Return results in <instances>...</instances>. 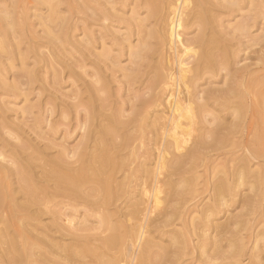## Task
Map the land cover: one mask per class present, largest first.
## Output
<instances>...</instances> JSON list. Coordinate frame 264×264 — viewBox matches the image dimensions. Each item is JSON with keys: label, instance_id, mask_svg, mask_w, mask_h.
I'll return each instance as SVG.
<instances>
[{"label": "bare ground", "instance_id": "bare-ground-1", "mask_svg": "<svg viewBox=\"0 0 264 264\" xmlns=\"http://www.w3.org/2000/svg\"><path fill=\"white\" fill-rule=\"evenodd\" d=\"M60 1L66 2L67 15L58 11ZM42 2L46 14L36 16L44 36L38 37L30 32L25 0H5L0 7V60L18 52L22 39L27 43L26 53H35L41 46L68 40L70 30L80 29V47L72 45L73 54L88 78L81 79V90L73 89L77 94H68L75 96L74 101L69 99L71 102L56 108L50 100L46 110L39 101L33 104L37 115L27 126L42 137L53 135V139L44 136L49 143L40 145L39 140L16 135L17 141L11 143L0 133L1 146L8 148L0 147V158H4L0 160V223L7 211L18 229L29 225L35 232L39 229V234L44 231L42 238L34 236L36 233L29 237V252L24 247L5 262L38 264L48 259L55 264H81L88 258L92 264H215L219 259L217 264H240L241 259L235 263L228 259L236 243L230 237V220L227 218L225 225L217 223L214 234L210 230L217 211L222 206L226 210L225 196L231 205L243 201L238 213L247 209L250 195H257L259 204L264 199V0ZM17 37L15 45L8 42ZM25 63L24 54L20 73L10 69L19 78L18 83L8 84L13 90L22 89L23 83L27 88L34 81V69L26 68ZM2 65L0 61V73L6 72ZM65 66L75 75L70 65ZM21 75L27 82L20 80ZM59 123L67 126L63 133L68 140L74 127L81 130L72 146L65 140L53 141ZM4 126L1 121L0 132ZM6 131L9 134L10 130ZM52 150L56 153L50 156ZM219 156L221 175L211 177L216 182L209 188L210 199L219 203L202 211L198 226L190 225L198 237L194 249L198 254L181 260L176 243L188 235L183 236L182 229L180 235L166 229L181 200L175 201V207L171 203L179 187L187 185H183L185 181L190 183L199 176H195L197 167L203 165L206 173L207 161ZM162 173L167 178L175 176L176 181L163 183ZM164 185L170 189L165 198L160 195L164 199L160 201ZM152 202L162 204L154 217L150 215ZM44 215L50 222H42ZM197 216H192L195 221ZM232 217L234 220L237 215ZM238 226L234 230H239ZM197 228L200 231L196 233ZM57 231L71 243L54 240ZM261 231L252 250L264 247ZM152 232L156 235L149 236ZM155 236H168L169 245H158ZM12 242L8 240L9 245ZM185 244L182 247L186 249ZM238 244L240 251L245 245ZM251 258L249 254V262ZM1 260L4 263L0 256Z\"/></svg>", "mask_w": 264, "mask_h": 264}, {"label": "rangeland", "instance_id": "rangeland-1", "mask_svg": "<svg viewBox=\"0 0 264 264\" xmlns=\"http://www.w3.org/2000/svg\"><path fill=\"white\" fill-rule=\"evenodd\" d=\"M3 4H5V0H0V7H2ZM58 4H59V8H58L59 13L64 14V15H67L66 2L65 1H60ZM25 6L29 8L28 11H27L28 12L27 13V21H28V23H30V32L33 35H36L38 37L39 36H44L43 35V28H42V26L40 24L39 16H36V14H41V15L42 14L43 15L46 14V4L44 2H42V0H25ZM71 33H72V35H71ZM69 35L70 36H69V39L68 40H62L61 43L58 42L57 44H52V45H47V46H41V47H39L37 49V51L35 53L34 52L33 53L32 52H27L26 53V45H27V43H25L26 40L24 41L23 39L22 40L20 39L21 40V43L19 44V50H18V52L15 50V52L12 54V57L10 59L2 58L0 60L2 62V64H4L2 66L3 67H6V72L4 71V73H2V72L0 73V81H3L1 83V85H0V123H1V121H2L3 124L5 123V126L4 127H6V129H2V131L0 133L2 134L1 136H4V138L5 137L6 138L8 137L7 139H9L11 143H14V142L17 141L16 139H14L15 138L14 137L15 135L18 136V137L19 136L20 137L23 136L22 138H24L25 136L30 137V139L33 138V140L31 139L32 141L39 140V141H36V142L39 143V144L42 143L40 145H44L45 143H49V141L47 142V140H50L49 138H52L53 139L54 138L53 135H48V134L44 135L43 134V137L44 136H49V138L48 137H46V138L44 137L45 139H42L43 137L40 136V135H38L34 131V129L32 127L27 126L28 123H29V125L32 123L30 121H33L32 118L37 115V108L32 107L33 104H35V103H37V101H39L40 104H42L41 107H44V110H46V108H50V107H48L49 105L47 107H46V105L47 104H51V103H49L50 100H51L52 103L55 104L56 108H58V107L61 106V104H64L65 101H66V103H68L70 101L69 99H72V101H74L73 98L75 96L73 98H72V96L74 94H77V91H79V90L82 89L81 88L82 87V83H81L82 80L81 79L82 78L85 79V75H86L85 68L84 69L82 68V70H84V71H82L79 68V67L82 66V64L80 66V63L77 62V63H79L78 64L79 67L76 65L77 64L76 63V57L74 58V56H75L73 54L74 48L72 47V45H75V44H76V46H79L80 47V45L78 44V42L82 38V31L80 29H72V30L69 31ZM18 40H19V38L17 37L15 39H13V38L11 40L9 39L8 42H10V43H12V44L15 45ZM24 54L26 55V63H25L26 68H28V69H34V76H35L34 77V81L32 83H30L31 86H29L30 84H28V87L27 88H26V84L23 83V85H25L23 88H25L26 90L28 89L30 91H28V90L26 91L23 88L22 89H19L18 88V89L13 90V89H11L8 86V84H11L12 82L18 83V79L19 78L16 79L15 78V75H13L12 73H10V69L12 68V69L18 70L19 73H20L19 65L21 64V56L24 55ZM34 59L37 60V63L35 62ZM70 62H74V63H70ZM33 63H35L36 66ZM66 64H68V65L71 66L70 67L71 70L73 69V71H74L72 73H75V75L74 74H71V72L69 71L70 70L69 69V66L66 67L65 66ZM72 64H74V66H72ZM79 70L82 71V72H80ZM78 72H80V73H78ZM55 73H57V74H55ZM56 75H57V78H56ZM83 75H84V77H83ZM23 76L21 75L20 80H22V79L24 80L26 78V77L24 78ZM71 77L73 78V81L75 80L74 82L73 81L71 82ZM86 77H87V75H86ZM55 78H56V80H54ZM25 81L26 80H24V82ZM76 82H78V85L76 84ZM72 83L73 84L75 83L74 84L75 87L72 85ZM21 85H20V88H21ZM74 88H75V90L78 88L77 91H74L73 90ZM79 88H81V89H79ZM71 90H73V91H71ZM24 92H26V93L28 92L27 93L28 95L25 94ZM69 93L70 94L72 93L73 95L71 97L70 96L68 97V94ZM24 94L27 95V96H25ZM48 96H49L50 99L48 98ZM58 97H59V100L60 101L58 100ZM44 98H46V99H44ZM45 100H47V101L45 102ZM29 104H30L29 107H31L30 108L31 109V112H29L30 111L29 107L26 108ZM24 106H25V109H24ZM28 109H29V111H28ZM49 118L50 119H53L54 117L51 118V116H49ZM74 123H75L74 120L73 121L71 120V124H74ZM7 126H8V128H7ZM9 126L11 128H9ZM17 126H18V128H17ZM58 126H59L58 130H60L61 132L60 131L56 132L55 139L53 141L58 142V139L59 140H65L64 142H66V145L69 146V147L72 146L73 143L75 144V141L79 138V135H80V131L81 130L79 128H76L75 129V127H74L75 130L73 129V130L70 131V132H72L74 134H69L70 137H69V140H68V139H65V138H68V135L67 134L64 135V133H63V129L65 127H67V126L66 125H61L60 123L58 124ZM21 127H22V131L20 129ZM44 129L46 130L45 127H44ZM78 129H79V131H78ZM147 129L150 132H152L151 129H149V128H147ZM6 130H10V132H12L14 134L11 135L10 132H9V134H7V131ZM76 131H77V133H76ZM194 133H195V131L193 132V134ZM71 136H72L73 139L71 138ZM0 147H1L2 150H3V148H5L4 150H7L8 149L7 146L3 147V146H1V144H0ZM55 153H56V151H53V152H50L49 155L50 154L51 155H54ZM6 154H8V152H6ZM168 156H170V154H168ZM220 157L221 156H219L215 160L209 159V161H207V163H206V166H207L206 173L204 172V166L203 165H202L203 167L202 166L197 167L196 168V172H195V176H196V174H197V176L198 175L199 176L197 178L195 177V180H193L190 183L188 181H185L186 183H184L183 185H185V184H187V185H185L183 187H179L180 189L178 188L179 189L178 195L175 196L174 200L171 203V204H174V207H175V205H176L175 204V201L178 204V201L181 200L180 203L182 204V206H181L180 203L178 205H176V206H179V207H175L176 210L173 213L174 215L172 214V216H171L173 218H169V219H171V221H170L171 222V226L168 225L166 227V229H169V230L170 229H174L175 231H177L179 233L178 235L182 234V233H180V231L182 229V231L184 232L183 233V236L188 235V238L187 239H183L182 238V243L183 244L184 243H187V244H185V246L187 245V247H186L187 250L184 247H182V245H183L182 243H180V242L179 243H176V246L179 245L178 250H179L180 256L183 257V259L181 258V260H189L192 256H195L196 253L198 254V250H195L194 251V249H197L196 248V243H197L196 240H198V237H197V234H195L194 230L193 231L191 230V229H194V226L192 228V226H190V225L191 224L192 225H197L198 223L200 224L199 218L202 216V211L203 210H206L207 208H209L211 205H213L214 202L219 203L217 200L213 199V197L210 199V196H211L210 195L211 194L210 192L211 191L209 190V188L212 187V185L216 182V179H211V177L215 173H216L215 174L216 176L217 175H221V173L218 172V171H221L220 169H222V168H220V167H222V165H223L222 158H220ZM1 159L2 158H0V160ZM6 159H5V161L8 163V160H6ZM162 174H160V176L164 178V179L162 178L163 179L162 182L165 183V184L170 183L171 182L170 180L176 179L175 176H171V177L168 176V178H167V177H165L166 174H163V175ZM139 179H143V177L142 178L140 177ZM139 179H138V181L140 182L141 180H139ZM167 179L170 182L169 181L166 182ZM205 179L207 181H205ZM164 180H165V182H164ZM174 181H176V180H174ZM133 182L134 181H132L131 184H133ZM205 183L207 184V188H206V184ZM160 184H161V182H160ZM188 184H190V185H188ZM180 185H182V184L180 183ZM175 188H177V186H175ZM204 188H206V190ZM161 189L162 190L165 189V190H163V192H161L162 191L161 190L160 193L158 191L157 193H159V195L155 192L156 195H158L160 197V198L158 197L160 199V201L163 199V198H161V196L164 197V198L166 197L165 195L168 193V190L170 188H168L166 185H164V186L161 187ZM208 191H209V193H208ZM244 193H246L247 195H248V193L250 194V192H248L247 190H244ZM256 197H257V199H259V197L257 195H255V194L252 195V196L250 195V197H249L250 200H249V203H248L249 204L248 205L249 207L247 205H245L247 209H245V211L243 209V210H241V212L243 211L242 213H238V211L240 212L239 208L240 209L243 208V207L242 208L240 207V206L243 205V203H242L243 201L240 199L239 202H236V204L231 205L230 198L228 196H225V198L227 199V203H228V205H226V210L227 211L224 208L225 206L224 207L222 206V209L220 211L219 210L217 211L215 217L213 218L214 220L212 219V223L214 225L213 229L210 230V232H212V234L215 233L214 230L216 228H219V226L217 227V223H218V225H225L226 223H229L230 222L229 223V224H231L230 226L233 227L232 228L233 229L232 230L233 231L232 232V235L233 234H235V235L234 236L231 235L230 237H231V240L235 241L236 243H234L232 245L233 246L232 247V250L230 249L232 251L231 253H233V254L230 253L229 258H228L231 263H233V261L235 263L236 262V259L238 258V260L241 259V261H240L241 263L239 262L240 264H248V263L250 264V263H252V261H253L252 264H255V263L256 264H260V260H261V262L263 261L262 264H264V260H263L264 259V252H263L264 251L263 250L264 247L261 248V245H259V248H257V249H259L258 251H257V249L256 250L255 249L252 250V243L254 242V240L256 238L259 239V237H258L259 234L262 236V231L261 230H264V214L261 215V212L264 213V199H262V201L260 202L261 204H259L258 200L255 199ZM177 199H178V201H177ZM237 200H238V197H237ZM161 205L162 204H160V203H156L155 204L154 202H152V204H151L152 207L150 206V212L152 211L150 213L151 217H154L159 212H161V210H162V208L160 207ZM153 211L154 212L156 211L157 213L156 212L154 213ZM200 211H201V213H200ZM5 212H4V218H6V219H4L3 222L4 223H7L9 225V227H8L7 224L4 225V223H2V225H1V223H0V233H1L0 234V256H1V259L4 260V263L1 260V262H2V263L0 262L1 264H7L9 262V259L10 258L13 259L14 258L13 257L14 255L19 254L22 250L25 249L24 247H26V251L25 252H29V250H30V245H29L30 240H29V237L31 235L33 236V234L36 233L34 236H39L41 238L44 235V233H43L44 231L43 230H41V233L39 234V233H37V232H40V231H38L39 229L36 230V232H35V229L32 228L33 229V231H32L31 226H29V225L28 226H25V225L24 226L23 225L21 226L20 225L19 226V229H18V227H17L18 224H17L16 227H15L16 224H12L15 220H13V219H11V217H9L11 215L8 214L7 211H5ZM179 212H180V214H179ZM233 214H234V216L237 215V218L235 217L234 220H233L234 217H232ZM175 215H176V218H175ZM179 215H181V218L180 219H182V220L178 222ZM197 215H199V216H197ZM227 215H229V216L227 217ZM192 216H197V218L198 217L199 218H198V220L195 221V219H194L195 217H192ZM43 217L44 218H42V222H44V223L50 222L51 219H50L49 216L47 217L46 215H44ZM177 217H178V219H177ZM229 217H232V218L230 219ZM190 218H192V219H190ZM227 218L230 220L229 222H228V219ZM134 219H136V218H134ZM189 220H192V223L189 222ZM231 220L234 221L235 223L234 222L232 223ZM184 222L186 224H184ZM196 222H197V224H196ZM93 223L96 225L95 221ZM173 223H176V224H173ZM240 224L242 226H238ZM178 225L180 226V229H179V226ZM187 225H188V227H187ZM234 225H235V227H234ZM237 226L239 227V230L236 229L237 230L236 231V230H234V228H237ZM4 227H5V229H4ZM1 229H3L2 230L3 233L1 231ZM7 229L9 231H7ZM11 229H12V231H10ZM30 229H31V231H30ZM240 229H241V231H240ZM23 231H24L25 234L22 233ZM26 231H27V234H26ZM187 231H188V233H187ZM197 231H200V229L197 228L196 229V233H197ZM235 231H236L237 234L235 233ZM29 232L31 234H29ZM57 232H56V234L54 233V235H56V237H55L54 240H56V241H58L60 243L61 242L62 243L65 242L64 244H68V245H69V243H71L70 239L68 241V239L66 237L62 236V234H64L63 232H65V230H63L62 234H61V231L58 232V233ZM42 233H43V235L40 236ZM250 233H253V235L251 237H250ZM2 234L4 236H6L5 237L6 240L3 238V235ZM189 234L192 237H194V238H192L191 236L189 237ZM1 235H2V240H1ZM10 235L13 238V240H15V239L17 240L19 238L17 241L15 240L16 243L11 239ZM20 235H22V238L20 237ZM152 235H156V233H153L152 232V233H150L149 236H152ZM13 236L16 237V238L14 239ZM239 236L241 238H243V241L241 240V238ZM3 239H4V242H2ZM154 239L157 242V244L160 245V246H166V245L168 246L169 245L168 236H166V237L164 236L162 239L159 238V236L158 237L155 236ZM191 239L193 240V242H192ZM236 239H237V241H236ZM8 240H9V242H12V244L9 245ZM24 240L26 242L28 241V243L25 244ZM167 240H168V242H167ZM184 240L186 242H184ZM162 241H165V242L161 243ZM22 242H23L24 245L22 244ZM159 242H160V244H159ZM239 242L244 243V245H245L244 248L245 249L243 248L240 251L237 250L238 245H239L238 244ZM14 243L17 245L16 246V249H15ZM162 244H164V245H162ZM194 244H195V248H193V245ZM12 246H14V247H12ZM172 247H171V249H172ZM180 247H182V248H180ZM224 248L225 249H223V250H226L227 247H224ZM190 249L193 250V251H191ZM185 250H186V252H185ZM11 251H14V252L17 251V252L14 254V252H11ZM182 251L184 252L183 254H182ZM190 252H191L192 255L191 254L189 255ZM1 253L2 254L3 253L4 254L7 253V254H5L3 256ZM8 253H11L13 255H10ZM257 253H258V255H256ZM249 254L252 256L250 262H249ZM6 255H9V256L7 257ZM184 255H187V258ZM10 256H12V257H10ZM180 256H178L179 257V260H180ZM7 258H8V261H6ZM230 258H231V260H230ZM256 258L258 260L259 259L260 260L258 261ZM12 259H11V261H12ZM87 260H88V258H87ZM87 260L84 261V263H81V264H87L88 262H91V263H88V264H92V260H88V261ZM217 260H219V259H217ZM217 260H216V263L215 264L218 263ZM11 261H10V263H14V264H16V263L17 264H19V263L20 264L21 263L27 264V262H28V261H23V262L20 261L18 263V262H13V261L11 262ZM47 261H48L49 264L50 263L51 264L54 263L53 261H50L48 259L46 261H44V262L47 263ZM254 261H255V263H254ZM40 262L39 263L37 262V263L38 264H45L44 262L42 263V260Z\"/></svg>", "mask_w": 264, "mask_h": 264}]
</instances>
